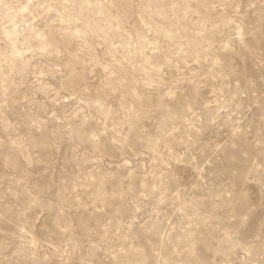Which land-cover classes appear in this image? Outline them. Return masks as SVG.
I'll list each match as a JSON object with an SVG mask.
<instances>
[{"label":"rangeland","instance_id":"rangeland-1","mask_svg":"<svg viewBox=\"0 0 264 264\" xmlns=\"http://www.w3.org/2000/svg\"><path fill=\"white\" fill-rule=\"evenodd\" d=\"M0 264H264V0H0Z\"/></svg>","mask_w":264,"mask_h":264}]
</instances>
